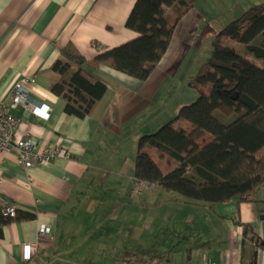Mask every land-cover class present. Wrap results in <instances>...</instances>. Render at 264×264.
Returning <instances> with one entry per match:
<instances>
[{
    "label": "crops",
    "instance_id": "crops-1",
    "mask_svg": "<svg viewBox=\"0 0 264 264\" xmlns=\"http://www.w3.org/2000/svg\"><path fill=\"white\" fill-rule=\"evenodd\" d=\"M263 1L197 0L196 12L184 19L145 82L107 67L87 70L107 90L92 114L80 119L65 114V102L52 94L57 76L50 66L68 44L89 61L137 38L125 27L134 0H0V98L19 83L48 108L46 118L23 106L13 110L19 122L14 143L29 135L41 149L66 153L27 170L17 165L14 151L0 153V206L14 204L34 217L3 229L0 264H202L206 258L264 264V251L250 240L251 233L264 239V186L250 202L212 209L169 199L134 176L140 138L195 99L185 83L202 65L199 57L184 72L177 100L160 101L158 95L169 92L162 86L171 87L192 50L200 51V43L223 25L207 17L234 19ZM189 32L194 39L184 44ZM147 152L159 160L155 150ZM158 205L165 206L161 216H155ZM42 225L51 231L46 241L38 240ZM27 243L36 246L26 262L21 254Z\"/></svg>",
    "mask_w": 264,
    "mask_h": 264
},
{
    "label": "trees",
    "instance_id": "trees-1",
    "mask_svg": "<svg viewBox=\"0 0 264 264\" xmlns=\"http://www.w3.org/2000/svg\"><path fill=\"white\" fill-rule=\"evenodd\" d=\"M196 2L134 0L125 27L138 37L92 60L71 44L59 48L50 66L57 76L51 92L65 102L64 113L88 117L104 96L106 85L89 69L107 67L147 81L184 19L196 12ZM192 34L187 33L184 44L194 39ZM211 45V57L186 83L197 97L170 122L140 138L134 176L170 194L169 199L213 209L250 202L264 186V1L224 26ZM259 213L264 220V208ZM33 218L17 211L14 217L4 216L0 206V239L6 226ZM250 240L256 251H264V239L251 233ZM248 264H255V258Z\"/></svg>",
    "mask_w": 264,
    "mask_h": 264
},
{
    "label": "built area",
    "instance_id": "built-area-1",
    "mask_svg": "<svg viewBox=\"0 0 264 264\" xmlns=\"http://www.w3.org/2000/svg\"><path fill=\"white\" fill-rule=\"evenodd\" d=\"M32 82V81H29ZM23 106L36 117L48 116V108L31 99V95L21 84H16L5 97L0 98V153L14 151L17 155V165L22 170H27L34 165H42L66 157V153L57 148L41 149L38 143L26 135V138L18 143H14V136L19 122L12 115L13 110ZM4 216L14 217L16 206L14 204L3 205ZM50 229L42 225L38 230V240L46 241ZM36 244L27 243L22 246V260L30 261L32 251ZM202 264H216L211 259L206 258Z\"/></svg>",
    "mask_w": 264,
    "mask_h": 264
},
{
    "label": "rangeland",
    "instance_id": "rangeland-1",
    "mask_svg": "<svg viewBox=\"0 0 264 264\" xmlns=\"http://www.w3.org/2000/svg\"><path fill=\"white\" fill-rule=\"evenodd\" d=\"M206 17L208 16V15H205ZM209 20H212V22L214 23V24H218L219 22H221V24H223L220 28H219V31L224 27V26H226L229 22H231L232 20H234V19H230L229 17H222V16H219V17H215V16H211V15H209V17H207ZM231 18H233V17H231ZM230 20V21H229ZM228 22V23H227ZM199 35H201V32L199 31L198 33H197V38H195V41H194V44L193 45H195V43L198 41V38H199ZM211 39H204L201 43H200V46H202L201 47V50L199 51V50H196L195 48L192 50V53L193 54H191L192 56H190L189 55V57H188V59L187 60H185V62H184V64L182 65V70H181V72L180 73H178L173 79H172V83H173V85L170 87V86H166L165 84L162 86V89H168L169 90V92H165L164 94H162V92H160V94L158 95V98H159V100L161 101V100H166V99H171V100H177V98H178V94L179 93H177L178 92V90L180 89V86H181V84H182V82H183V77H184V72L186 71V70H188L193 64H194V62H195V59H197L198 57H199V61L197 62V64H203V63H205L206 61H208L209 60V58L211 57V55H212V45H211ZM194 55H195V57H194ZM200 65H198L197 67H196V69L199 67ZM194 75V73L192 74V75H190V76H193ZM188 76V75H187ZM188 78V77H187ZM186 84V83H185ZM186 86V89H188V87H187V84L185 85ZM172 89L174 90L175 89V91L176 92H174V91H172ZM186 93H188V92H184V93H182V95L179 97V98H182L183 96H184V94H186ZM177 94V95H176ZM192 96H194L195 98L197 97V93L196 92H194V91H192V94H191ZM195 100V99H194ZM194 100H190L189 102H187L186 103V105H188V104H191ZM170 101V100H169ZM177 102V101H176ZM178 102H179V100H178ZM160 160V159H159ZM161 163H162V161H161ZM259 190H260V188H259ZM258 190V191H259ZM257 195V193L254 195V196H256ZM158 203H160V202H158ZM160 208V209H159ZM164 208H165V206H160V205H158V207L156 208V211H155V216H161V214H162V212H166L165 210H164ZM173 214H175V212H173ZM179 214V213H178ZM158 242H162V241H158ZM146 249V248H145ZM150 250V249H149ZM174 254H176L175 253V251H174Z\"/></svg>",
    "mask_w": 264,
    "mask_h": 264
}]
</instances>
